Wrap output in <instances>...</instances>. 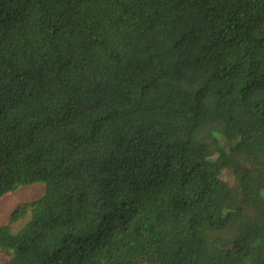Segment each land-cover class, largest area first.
Here are the masks:
<instances>
[{"label":"trees","instance_id":"1","mask_svg":"<svg viewBox=\"0 0 264 264\" xmlns=\"http://www.w3.org/2000/svg\"><path fill=\"white\" fill-rule=\"evenodd\" d=\"M36 182L3 264H264V0H0V197Z\"/></svg>","mask_w":264,"mask_h":264},{"label":"rangeland","instance_id":"2","mask_svg":"<svg viewBox=\"0 0 264 264\" xmlns=\"http://www.w3.org/2000/svg\"><path fill=\"white\" fill-rule=\"evenodd\" d=\"M44 188L43 183L36 182L22 185L2 195L0 197V226L8 223L11 230L16 231L29 218L30 213L28 211L23 217L11 222L14 211L39 198ZM9 258V255L0 251V264L7 262ZM157 260L158 256H147L140 259V264H154Z\"/></svg>","mask_w":264,"mask_h":264}]
</instances>
